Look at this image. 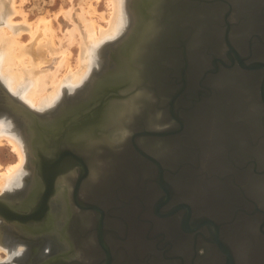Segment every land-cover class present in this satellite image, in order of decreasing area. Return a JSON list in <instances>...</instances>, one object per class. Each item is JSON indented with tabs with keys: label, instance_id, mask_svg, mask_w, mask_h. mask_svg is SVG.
Here are the masks:
<instances>
[{
	"label": "water",
	"instance_id": "1",
	"mask_svg": "<svg viewBox=\"0 0 264 264\" xmlns=\"http://www.w3.org/2000/svg\"><path fill=\"white\" fill-rule=\"evenodd\" d=\"M127 7L73 107L79 156L68 150L63 170L59 143L47 156L35 146L39 193L32 205L0 196V218L58 229L66 259L40 264H264V0ZM63 180L77 202L53 229Z\"/></svg>",
	"mask_w": 264,
	"mask_h": 264
},
{
	"label": "bare ground",
	"instance_id": "2",
	"mask_svg": "<svg viewBox=\"0 0 264 264\" xmlns=\"http://www.w3.org/2000/svg\"><path fill=\"white\" fill-rule=\"evenodd\" d=\"M14 1L15 0L10 1L12 3L10 5L13 10L12 14H20L24 22H21L23 25L21 28L19 27L20 29L14 28L13 17H11L10 14L8 16V26L0 27V76L3 77L13 94L21 96L30 107L40 112H44L45 110L50 111L52 107L51 104L61 95L65 86H68L66 84L74 86L73 90L80 85H84L91 73V63L92 61H96V57L99 54L96 45H98V43L100 44L109 35H114L118 31L117 35L122 33L130 20V12L127 8L128 0H108L111 4L112 16L110 19L103 18L107 20L109 24L108 27L97 26L95 21L90 20L91 17L90 19L87 17L86 14L89 15L90 13V11H87L88 8L85 9L83 8L84 6L81 7L83 11L80 17L86 28L87 36H85L86 38L83 43L81 41L82 48H80L81 52L77 57L79 58V62H77L78 66L76 65V67H74L68 64V62H70L68 61V56L71 52L68 50V52H66V49H63L65 51L62 50V57L58 59L56 67L52 69L49 67L50 69H46L45 66H42V63L46 61L43 53L47 54L45 49L51 52L53 46H55V40L57 39L55 29L50 21L51 19H47L43 16L39 18L37 22H27V14H25V12L18 7L20 5L17 4V6ZM6 5L0 0V16L5 15L9 10L10 7ZM89 5L90 8L94 7L95 10V6L92 2L89 3L88 6ZM92 11L91 13H93ZM65 14L71 17V10L66 11ZM6 15H8V13ZM101 15L103 16V14ZM22 28L28 30L29 36L33 38L32 42L29 41L25 43L20 40ZM71 30L69 44L72 45V43L76 41L75 31L77 29ZM45 56L48 58V55ZM64 64L67 65V72L59 77V70ZM49 87H52L50 92L48 91ZM0 93H3L7 97L11 95L8 94L7 90L2 88H0ZM8 99L11 100L12 98L9 97ZM17 110L19 112H25L22 108H18ZM4 113L3 115L0 114V144L6 140L10 144L11 149L17 154L18 161L7 166L5 170L1 169L0 163V195L2 197H5L2 194L10 196L13 195L15 191H18V189L24 190L30 177L26 170L29 149L25 142L26 137L25 135L23 136L24 132L20 130L14 115L11 113ZM33 118L37 119L39 117L34 116ZM109 123L111 124L110 121ZM55 202L57 203L56 205ZM55 202V207L59 209V201ZM56 242V239L52 236L44 237L40 241L23 238L15 233L12 225H7V222L0 218V249L7 252L10 261L15 262L18 260L16 264H32L35 261L45 258L56 248Z\"/></svg>",
	"mask_w": 264,
	"mask_h": 264
},
{
	"label": "rangeland",
	"instance_id": "3",
	"mask_svg": "<svg viewBox=\"0 0 264 264\" xmlns=\"http://www.w3.org/2000/svg\"><path fill=\"white\" fill-rule=\"evenodd\" d=\"M1 1L4 5L7 4L6 6L10 7V8L8 10L9 12L7 11L5 13V15L0 16V27L8 26V23H9L8 16L11 14V17H13L12 19L14 22V23L12 22L13 27L17 28V29L19 27L21 28V26L23 25V23H21V22H24V19L20 14H17V15H15V13L12 14L13 10L11 9V6H10L12 3L10 1H13V0H1ZM14 2L16 5L17 4L20 5V6H18V5L17 6L20 9H22L25 12V14H27V22H32V21L37 22V20L43 16H45V18H47V19H51L50 21L52 22V26L55 29L57 39L55 40V44H54L55 46H53V50H51V52H50V50L45 49L46 50L45 52L47 54L43 53L44 59H46V61L42 63L43 65L42 64L41 65L45 66L46 69H50V68L52 69V68L56 67V65L58 63V59L62 57V50L63 49H66V52H68V51L71 52L68 56V61H70V62H68V64H71V66L76 67L77 62H79V58H77V57L79 56V54L81 52V49H80V48H82L81 44L83 43V41H85V38H86L85 36H87L86 28L84 26L83 20L80 17V15L83 11L81 7L84 6L83 8H85V9L88 8L87 11H90V13H89V15L88 14H86V15L89 19L91 17L90 20L95 21L97 26L100 25V26L108 27L109 24L107 23V20H105V19H110L112 16L111 15V8H110L111 4L108 0H99V1H97V0H92V1H89V0H15ZM91 2L95 6V10H94V7L90 8V5L88 6V4ZM108 2H109V4H108ZM69 10H71V17H68L65 14V12L69 11ZM91 11L93 13H91ZM95 11L97 12V15H96ZM128 11H129V8H128ZM7 13H8V15H6ZM101 14H103V16ZM104 17H105V19H103ZM35 19H36V21H35ZM11 26H12V24H11ZM27 28H29V27H27ZM71 29H73V30L77 29L75 31L76 41H74V43H72V45L69 44L70 43L69 35H70V31H72ZM21 31H22V34L20 37L21 41H23L25 43L26 42L28 43L29 41L30 42L33 41V38L31 36H29L27 29L22 28ZM118 32L115 33L114 35H109L100 44L98 43V45H96L98 53L99 52L100 53L97 55L96 61H94V62L92 61L91 73L89 75V78L85 81L84 85H87V82L89 80H91L90 78L93 76L92 75L93 72L96 70V68H98V66H100L101 62L104 61V59H103L104 50L107 47V45L110 44V42H112L113 39L117 38V36L122 34V33H120L119 35H117ZM58 38H59V40H58ZM79 41H80V43H79ZM81 41H82V43H81ZM63 51H65V50H63ZM101 53H102V55H101ZM60 54H61V56H60ZM45 55H48V58ZM66 66L67 65L64 64L60 68L59 73H58L59 77L63 76L64 73L67 72ZM66 85H68V86H65V88L61 92V95L59 97H57L56 98L57 100H55L51 104L52 107L50 108V111L56 110L60 106V104L62 102H64V100H66L68 97L72 98V97L80 96V95H78V92L80 91V88H82L84 86V85L83 86L80 85V86L76 87L75 90H73L74 86L69 85V84H66ZM0 88L7 90L14 97L19 99L21 102H23L27 106H29L21 98V96H17L10 91V89L8 88V85L6 84V82L2 76H0ZM51 90H52V87H49L48 91L50 92ZM30 108H32V107H30ZM2 109H3V107L0 105V114L1 115L5 114L4 112H6V114L10 113L9 111L7 112L6 109H4V110H2ZM33 110H35V109H33ZM35 111L40 112L38 110H35ZM40 113H42V112H40ZM17 161H18L17 154L13 151V149H11L10 144L6 140H4L3 143L0 144L1 169L5 170V168L7 166H9L10 164L16 163ZM26 164H27V167H26L27 169L26 168L25 169L27 170L28 174L30 175L32 170H31V168H29V155H28V162ZM2 195H4L6 197V194H2ZM0 258H1L0 264H12V263L16 264V262L18 261V260L15 262L10 261L7 252L2 250V249H0Z\"/></svg>",
	"mask_w": 264,
	"mask_h": 264
},
{
	"label": "flooded vegetation",
	"instance_id": "4",
	"mask_svg": "<svg viewBox=\"0 0 264 264\" xmlns=\"http://www.w3.org/2000/svg\"><path fill=\"white\" fill-rule=\"evenodd\" d=\"M2 94L3 93H0V98H1L0 105L3 107L2 110L6 109L7 111H9L11 114L15 116L20 130L24 132L23 136L25 135L26 137L25 142H26L27 148L29 149V167L32 170L31 174L29 175L30 177L25 185V189L24 190L18 189V191H15L13 195L6 196V197L21 198V199L25 198L24 201L27 200L28 205L29 204L32 205V203H34L35 201V197L39 193L38 192L39 191L38 187L40 185L39 182L42 181L36 169V166H38V164H41L40 162L41 158L37 155L35 146L36 148H40L45 153V156H47L48 154H52L50 152H52L53 146L59 143L58 150L60 151V153L59 152L58 153L59 155L63 154L62 159L64 160V163H63L62 168L63 170H66V165L72 164L73 162L72 159L66 160L67 159V156H65L66 152L68 150L72 151L78 157L79 155H77L76 153V150H77L76 148L85 143V142H80V143L78 142V139H77V133H78L77 132L78 130V124H77L78 118L77 117L78 116H77V111L73 110V107L76 106L78 100L82 98V96L81 97L76 96L72 98L68 97L66 100H64L65 102L64 103L62 102L56 110L45 111L42 113L38 112L41 114V117L36 119V118L29 117L25 112H19L17 110L19 108L18 105L17 107L15 106L16 107L15 108L13 105L10 104L11 102L8 99L10 96L7 97L4 94L3 95ZM31 127H33L35 130H37L36 127H38V129L40 130L38 132V135L40 134L38 139H37V136L35 137L31 135V132H30ZM45 129L49 131H46ZM40 136H42V139H40ZM31 147H33L32 148L33 153H32V150L30 151ZM56 149H57V146H56ZM47 170L49 171V167L47 168ZM88 170H89V165L87 166V171ZM78 173H79V168L75 167V173H72L71 171L69 175L70 177L69 179L75 182L76 185H77L78 180H80V176L78 175ZM63 183H64V180L61 181V185L58 186L55 195L51 197V202H49L51 205V214L53 216L52 218H50V220H53V221L50 222L46 226L48 227L50 225H53L52 223H54V225L52 226L53 229L60 227L58 223L56 224V222L61 219L59 214L61 213V215L62 214L66 215V213L70 210L71 206L73 205V202L74 204H75V201L77 202L76 194L74 191L70 199L71 206L68 204V201L66 200V197H65L67 193V187L62 186ZM55 201H59V205H58L59 209L55 207V205L57 204ZM54 202H55V205H54ZM12 228L17 235L23 238H26L28 240L40 241L41 239L47 236L48 237L52 236L56 239L57 246L53 250V252L48 254L45 258L34 262L33 264H40L44 260H47V258H50V256L54 257V259H60L61 257L65 258L63 254L67 250V247L63 245L62 240H61L62 238L59 239L57 236L55 237V235H53V234H56V232L58 233V229H56L57 231L55 232L52 230L50 232H45L44 234L36 236V235H30V233L26 232L20 227L18 228V226L16 225H12ZM62 246L65 247L64 252L60 251L62 249ZM71 249L72 248H70L69 251H71Z\"/></svg>",
	"mask_w": 264,
	"mask_h": 264
}]
</instances>
